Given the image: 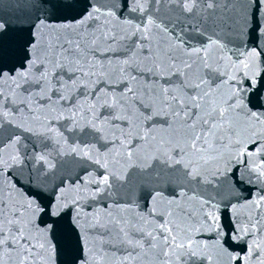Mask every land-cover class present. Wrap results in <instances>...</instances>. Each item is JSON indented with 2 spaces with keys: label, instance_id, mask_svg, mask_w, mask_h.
I'll return each instance as SVG.
<instances>
[{
  "label": "snow or ice",
  "instance_id": "1",
  "mask_svg": "<svg viewBox=\"0 0 264 264\" xmlns=\"http://www.w3.org/2000/svg\"><path fill=\"white\" fill-rule=\"evenodd\" d=\"M11 7L0 264H264V0ZM114 191L116 210L85 211Z\"/></svg>",
  "mask_w": 264,
  "mask_h": 264
}]
</instances>
